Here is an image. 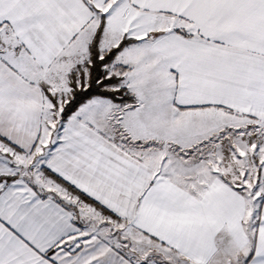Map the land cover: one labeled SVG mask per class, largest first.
<instances>
[{"label":"snow or ice","instance_id":"obj_1","mask_svg":"<svg viewBox=\"0 0 264 264\" xmlns=\"http://www.w3.org/2000/svg\"><path fill=\"white\" fill-rule=\"evenodd\" d=\"M0 264H264V0H0Z\"/></svg>","mask_w":264,"mask_h":264}]
</instances>
